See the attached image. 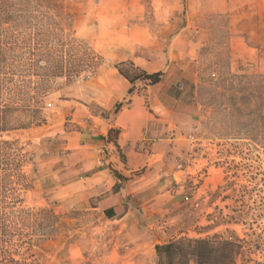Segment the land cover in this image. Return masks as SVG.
<instances>
[{
	"label": "rangeland",
	"instance_id": "1",
	"mask_svg": "<svg viewBox=\"0 0 264 264\" xmlns=\"http://www.w3.org/2000/svg\"><path fill=\"white\" fill-rule=\"evenodd\" d=\"M223 1L0 0V262L157 264V242L219 235L237 264H264V0ZM134 54L165 65L177 139L141 247L63 189L76 175L58 133L73 127L61 101L95 109Z\"/></svg>",
	"mask_w": 264,
	"mask_h": 264
},
{
	"label": "crops",
	"instance_id": "2",
	"mask_svg": "<svg viewBox=\"0 0 264 264\" xmlns=\"http://www.w3.org/2000/svg\"><path fill=\"white\" fill-rule=\"evenodd\" d=\"M223 2L225 6L233 4L232 0ZM156 58L159 60L158 55ZM156 58L150 62L134 54L125 62H133L148 73H165V65L160 60L155 61ZM108 74L112 78L102 79L104 89H98L91 96L95 109L76 99L61 101L64 121L73 124L58 132L68 152V166L64 169L73 177L76 175L63 189L73 197L97 201L94 209L102 214L113 208L118 217L111 220L123 223L126 233L141 247L147 235L143 227L148 225L154 207L153 204L147 206L151 201L145 196L156 195L152 191L169 183L170 176L174 177L176 161H171L177 141L171 121L174 112L165 104L175 98L171 95L172 86L165 84L164 79L155 86L140 80L135 84V91L129 94L131 83L120 76L116 66L110 68ZM118 105L121 108L116 112ZM111 130L120 131L116 143ZM115 173L125 181L117 179ZM118 185L120 190L115 192ZM169 187L167 185L160 193H170ZM138 198L144 203L138 204ZM124 208L125 214L120 216ZM164 243L168 242L152 246V257H157L156 246Z\"/></svg>",
	"mask_w": 264,
	"mask_h": 264
},
{
	"label": "trees",
	"instance_id": "3",
	"mask_svg": "<svg viewBox=\"0 0 264 264\" xmlns=\"http://www.w3.org/2000/svg\"><path fill=\"white\" fill-rule=\"evenodd\" d=\"M129 66L130 68H126ZM120 76L125 77L130 83L128 93L132 94L135 91V84L140 80L145 82L149 86H155L161 83L164 79V72L157 71L156 73H148L142 68L135 66L133 62H122L116 66ZM121 108L118 105L115 109L116 112ZM7 125L0 128V134L9 131ZM115 134L116 139L120 134L119 130H111L110 135ZM108 140H111L109 136ZM12 145L10 142H3L0 147ZM0 150H2L0 148ZM10 163L5 161V165L9 166ZM18 167V165L16 166ZM117 179L125 181V179L118 173H115ZM120 190V185L115 188V192ZM122 212L123 216L125 213ZM107 219H115L118 215L113 208L105 210ZM243 247L236 241L231 239H224L219 235H215L208 239H178V241H172L156 246L157 264H237L236 260L241 255ZM0 264H26L15 259H8L1 261Z\"/></svg>",
	"mask_w": 264,
	"mask_h": 264
},
{
	"label": "water",
	"instance_id": "4",
	"mask_svg": "<svg viewBox=\"0 0 264 264\" xmlns=\"http://www.w3.org/2000/svg\"><path fill=\"white\" fill-rule=\"evenodd\" d=\"M178 86H180V84H178Z\"/></svg>",
	"mask_w": 264,
	"mask_h": 264
}]
</instances>
